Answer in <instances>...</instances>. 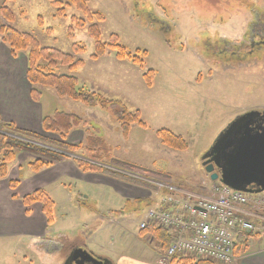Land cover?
Instances as JSON below:
<instances>
[{
	"label": "rangeland",
	"instance_id": "obj_1",
	"mask_svg": "<svg viewBox=\"0 0 264 264\" xmlns=\"http://www.w3.org/2000/svg\"><path fill=\"white\" fill-rule=\"evenodd\" d=\"M52 1L0 0V5H6L13 13L14 20L9 25L31 33L42 46L71 53L72 44H80L84 48L80 55L84 65L72 72L59 67L56 72L73 74L86 89L120 100L131 112L139 110L145 125L133 124L129 136L124 138L116 126L118 133L112 131V109L86 107L58 97L51 88L41 87L44 109L78 113L89 124L88 128L92 126L96 135L105 137L112 145L114 160L130 162L157 174L153 192L163 184H169L172 192L179 189L192 194H206L218 186V181H212L205 172L202 157L233 119L249 110L264 109V45L240 61H225L226 57L216 52L225 47L220 45L224 40L248 44L256 25L263 35L254 37L264 42V0H89L90 12H101L102 20L95 16L89 20L73 4H64V13L59 14ZM0 20L5 22L2 17ZM92 23H97L102 42L110 43L111 37H117L130 55L139 56L142 63L136 64L131 58L118 59L111 48L101 57L91 58L95 44L87 28ZM8 50L15 69L26 64V75L28 51ZM150 69L155 76L148 86L144 74ZM162 128L182 136L188 148L176 151L164 146L156 135ZM25 170L29 171L23 164L20 171ZM119 171L130 174L127 170ZM143 178L140 179L150 182ZM60 184L63 191L57 192L64 196L70 193L71 200L65 201L59 194L54 196L49 237L55 239L57 249L38 253L36 249L43 250L38 247V239L31 242L21 236L0 238V264H63L61 242H72V248L83 245L98 258L118 252L130 257L155 255L153 244L157 242L139 233V222L149 204L127 200L110 185H92L75 179H63ZM80 192L97 194V199L104 196L108 201L97 206L94 199L85 200ZM261 193L250 197H264V191ZM84 200L85 205H79ZM91 205L108 212V216L122 208L126 210L125 219L117 226L110 225L95 236L90 235L100 225L97 220L86 218L91 215ZM256 210L264 215V209ZM256 225L260 236L250 240L249 250L264 243V221ZM63 233L66 234L59 240L53 236Z\"/></svg>",
	"mask_w": 264,
	"mask_h": 264
},
{
	"label": "trees",
	"instance_id": "obj_2",
	"mask_svg": "<svg viewBox=\"0 0 264 264\" xmlns=\"http://www.w3.org/2000/svg\"><path fill=\"white\" fill-rule=\"evenodd\" d=\"M13 1V0H6ZM89 0H54L52 4L58 7L57 13L63 14V5H74L81 10L89 20L95 16L97 20H102V13L95 12L92 14L88 8ZM0 36L4 44L14 51L27 50V68L26 78L31 85L30 97L34 101H39L41 98V87L51 88L60 98H68L79 102L86 107L98 106L101 109H112L114 111V121L119 125L121 134L127 138L133 124L138 126L145 125L141 119L139 110L131 112L118 99H111L104 96L102 93L86 89L80 80L69 73H57L59 67L66 68L72 72L84 65L80 55L84 52V48L78 44H72V52H64L53 47H46L40 44L39 40L31 33L16 30L9 25L14 16L12 11L6 5H0ZM83 21V20H81ZM77 24L83 26V22ZM89 35L94 39L95 50L91 58L97 59L104 55L108 48L115 49L118 59L131 58L132 62L141 64L142 59L137 55H130V52L124 45L118 42L117 37H111L110 43H104L100 40V29L97 23H92L88 28ZM257 25L254 28L252 36H262L263 31H257ZM256 38L254 37V40ZM263 40L259 39L258 47H263ZM250 57V55L248 56ZM155 72L148 70L144 74L145 82L148 86L151 85V80L154 78ZM88 123L75 113H67L64 111H55L52 115L43 116L41 119V127L45 132L53 133L59 137L57 141H49L35 132L24 130L16 127L12 122L0 120V178H4L8 173V164L12 162L17 152L26 151L36 155L37 157L29 162V168L32 172H38L43 168L50 166L53 162H62L66 159H71L76 166L84 172H98L109 174L115 178L122 179L134 184L153 189V185L139 178H132L123 174L119 170H127L130 173L137 174L144 179L155 180L156 175L145 169L136 167L134 164L126 161L114 160L111 156L112 147L108 145L102 136L96 135V131L92 126L88 128ZM75 128L82 129L84 135V143L71 144L66 140L67 135ZM156 135L160 142L176 151H185L188 148L187 141L180 135L168 129H159ZM31 140L37 143L48 145L46 148L41 145L26 141ZM80 153V154H78ZM73 154V155H72ZM80 155V158L77 157ZM111 166L108 167V166ZM164 180V179H163ZM18 181L9 182L10 189H15ZM16 198L15 195L12 196ZM20 201L25 206V213L29 215V207L31 204L38 202L41 204L42 212L46 217V227H49L53 222L54 202L42 189L38 188L31 193L20 198ZM111 215L119 217L124 214L123 209L110 212ZM140 234L148 233L153 240L159 244L161 251L165 250L172 237L167 234L166 229L159 227H149L141 230ZM260 235L257 232H239L235 237V254L241 256L248 252L250 248V240L257 239ZM179 264H214L213 261L204 258H195L193 256H182L174 258Z\"/></svg>",
	"mask_w": 264,
	"mask_h": 264
},
{
	"label": "crops",
	"instance_id": "obj_3",
	"mask_svg": "<svg viewBox=\"0 0 264 264\" xmlns=\"http://www.w3.org/2000/svg\"><path fill=\"white\" fill-rule=\"evenodd\" d=\"M8 49V46L0 41V120L12 122L16 127L35 132L50 139L49 141L59 140V138H56L58 137L57 135L45 132L41 127L42 117L52 115L58 110L49 112L44 109L42 88L40 89V100L34 101L31 99V85L25 75L26 64L23 67L21 65L15 69V65L11 62V60H14L12 58L13 55L10 54ZM111 122L112 131L118 133L115 129L116 126L120 131L117 123ZM103 139L108 145L112 146L105 137H103ZM65 141L71 144L84 143L82 129L75 128L70 131ZM114 151L115 149H113V152ZM36 157V155L26 151L17 152L15 159L8 164L7 176L0 178V238L21 236L28 238L31 242L33 239H38V243L40 244L43 243L42 240L45 238L46 240L51 239V241H55V239L49 237L52 232L53 222L49 227H46V217L42 212L41 204L38 202L31 204L29 207L30 213L26 215V208L20 201V198L38 188H42L53 201L56 194H59L65 201H69L71 200L70 193L66 194V196L61 194L63 190H61L60 182L63 179H75L92 185H110L114 188L116 193L120 194L125 199H133V201L137 202H139L138 200H142L147 204L151 202V199L155 200L158 197L157 193L152 191L153 189L148 187L145 188V186L140 184L124 181L123 179L115 178L109 174L81 171L71 159H66L62 162H53L50 166L38 172H32L29 168V162ZM23 164L28 166L29 171L25 170L23 173L20 171ZM128 176L132 178H141V176L138 177V175L134 173H130ZM13 180L18 181V185L12 190L10 189L9 182ZM59 190L61 193L57 192ZM13 195H15L16 198H13ZM80 195L85 200L89 198L94 199L97 206L108 201L104 196L97 199V194L89 196V194L80 192ZM85 200L79 202V205H85ZM96 205H91L89 207L91 215H87L86 218L97 220L100 225L97 229L90 231V235L95 236L96 233L106 229L110 225L117 226L121 220L125 219L126 210H123L124 214L122 216L114 217L108 216V212H101L102 210L96 207ZM86 224H88V222H86L85 225ZM65 234L66 233L53 234V236L58 237L56 240H59L64 237ZM256 246V248L253 247L254 249L248 250L247 253L239 256L237 261L232 264H264V243ZM153 249L155 250V255L150 257H130L121 252H118L114 256L109 255L102 257H104L109 264H159L158 257L161 250L159 249L158 242L156 245L153 244ZM36 250L38 253H47L40 249ZM170 264L179 263L175 260Z\"/></svg>",
	"mask_w": 264,
	"mask_h": 264
},
{
	"label": "built area",
	"instance_id": "obj_4",
	"mask_svg": "<svg viewBox=\"0 0 264 264\" xmlns=\"http://www.w3.org/2000/svg\"><path fill=\"white\" fill-rule=\"evenodd\" d=\"M161 188L167 192L145 212L139 226L161 227L172 237L160 257L163 264L182 254L231 264L236 260L235 236L257 232L256 223L264 221L263 213L256 210L264 209V197H250L224 185L213 186L206 194L172 192L169 184Z\"/></svg>",
	"mask_w": 264,
	"mask_h": 264
},
{
	"label": "water",
	"instance_id": "obj_5",
	"mask_svg": "<svg viewBox=\"0 0 264 264\" xmlns=\"http://www.w3.org/2000/svg\"><path fill=\"white\" fill-rule=\"evenodd\" d=\"M202 165L212 181L245 193L263 192L264 109L249 110L233 119L205 152ZM78 250L82 253L77 264H103L84 248Z\"/></svg>",
	"mask_w": 264,
	"mask_h": 264
},
{
	"label": "flooded vegetation",
	"instance_id": "obj_6",
	"mask_svg": "<svg viewBox=\"0 0 264 264\" xmlns=\"http://www.w3.org/2000/svg\"><path fill=\"white\" fill-rule=\"evenodd\" d=\"M252 38H249L248 44H243L242 42L236 43L231 41H222L220 42V45H224V48H217V52L219 54H223L222 57H226L225 61H230L231 58H234V60H244L248 58V56L253 54V51L255 48L259 45V40H254V36L251 35ZM238 44V45H237ZM228 47V48H227ZM224 49V50H223ZM228 50V51H227ZM228 59V60H227ZM43 243H41L42 249L46 252H48L50 249L55 248L57 249V246L54 245L53 241L51 240H42ZM68 242V241H67ZM76 244V243H75ZM59 248L62 252V258H63V264H77L79 263L80 254L82 253L78 249L85 248L83 245H77L72 248V242L67 244L65 242H61L59 244ZM95 259L100 260L103 262V264H108L107 261L104 258L101 257H95ZM82 264H93L90 262H83Z\"/></svg>",
	"mask_w": 264,
	"mask_h": 264
}]
</instances>
